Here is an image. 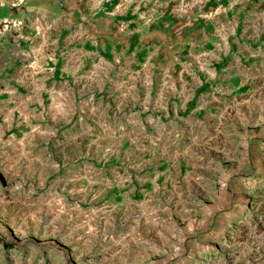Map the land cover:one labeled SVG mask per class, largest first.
<instances>
[{
	"label": "rangeland",
	"instance_id": "374dc122",
	"mask_svg": "<svg viewBox=\"0 0 264 264\" xmlns=\"http://www.w3.org/2000/svg\"><path fill=\"white\" fill-rule=\"evenodd\" d=\"M262 88L150 126L0 92V264H264Z\"/></svg>",
	"mask_w": 264,
	"mask_h": 264
},
{
	"label": "crops",
	"instance_id": "0c3cea01",
	"mask_svg": "<svg viewBox=\"0 0 264 264\" xmlns=\"http://www.w3.org/2000/svg\"><path fill=\"white\" fill-rule=\"evenodd\" d=\"M263 80L264 0H0V92L62 123L171 124Z\"/></svg>",
	"mask_w": 264,
	"mask_h": 264
},
{
	"label": "built area",
	"instance_id": "2783aa9c",
	"mask_svg": "<svg viewBox=\"0 0 264 264\" xmlns=\"http://www.w3.org/2000/svg\"><path fill=\"white\" fill-rule=\"evenodd\" d=\"M177 17H179V15H177ZM10 26H11V27H14V26H16V27H20V26H22V23H21V22H11V23H10Z\"/></svg>",
	"mask_w": 264,
	"mask_h": 264
}]
</instances>
